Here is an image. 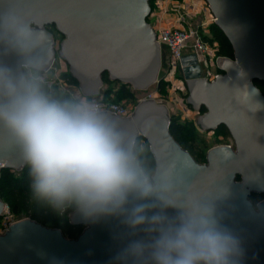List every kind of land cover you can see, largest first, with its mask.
Here are the masks:
<instances>
[{
	"label": "water",
	"instance_id": "1",
	"mask_svg": "<svg viewBox=\"0 0 264 264\" xmlns=\"http://www.w3.org/2000/svg\"><path fill=\"white\" fill-rule=\"evenodd\" d=\"M152 0H0V65L26 75L25 69L44 73L56 58L65 61L83 95L99 96L105 75L134 91L144 92L160 83L162 47L148 23ZM234 51V59L220 58L223 73L215 81L201 77L196 55L182 59V75L188 90L187 105L206 112L197 125L203 132L224 126L232 146L208 152L198 163L171 134L168 107L144 101L131 118L108 117L136 149L147 142L154 158V179L171 186V195L212 199L220 223L239 241L235 264H264V95L255 82L264 83V0H204ZM11 11L42 43L27 55L10 42L3 16ZM55 33L63 38L56 51ZM26 165L0 127V176L20 173ZM252 195H260L255 204ZM8 209L0 194V219ZM169 217L177 209L165 210ZM70 224L84 228L77 239L31 219L10 226L0 235V264H124L122 252L133 233L120 216L85 219L76 212Z\"/></svg>",
	"mask_w": 264,
	"mask_h": 264
},
{
	"label": "clouds",
	"instance_id": "2",
	"mask_svg": "<svg viewBox=\"0 0 264 264\" xmlns=\"http://www.w3.org/2000/svg\"><path fill=\"white\" fill-rule=\"evenodd\" d=\"M3 27L21 54L42 43L11 11ZM0 127L27 166L33 201L85 219L123 217L133 232L124 264H235L238 239L221 223L212 199L171 195L140 160L126 134L86 95L56 99L38 75L0 65ZM177 209L174 217L166 209Z\"/></svg>",
	"mask_w": 264,
	"mask_h": 264
},
{
	"label": "trees",
	"instance_id": "3",
	"mask_svg": "<svg viewBox=\"0 0 264 264\" xmlns=\"http://www.w3.org/2000/svg\"><path fill=\"white\" fill-rule=\"evenodd\" d=\"M181 1V0H177ZM211 32L213 38L204 39L211 44H218V57L234 59V51L225 37V35L220 31L218 27L214 24L211 27ZM68 79L70 85L79 87V83L71 76V74H66L64 76ZM104 79V87L105 89L101 92L102 100L105 102H113L120 103V96L125 99H133L134 95L130 91L131 88L124 86L120 83H113L109 80L108 75L103 77ZM167 83L164 81H160L157 86V91L160 94H165V88ZM256 86L260 89L262 94L264 95V83L255 82ZM53 98L56 99H72L67 95H59L56 93ZM191 108V107H190ZM206 112L205 108H202L200 111L201 114ZM171 134L175 138V140L185 149L187 150L197 162L205 159L204 154L197 153L194 149L189 148L190 143H195L196 141V128L192 123L182 124L175 118H171ZM222 136H229L230 134L228 130L222 126L217 131H215ZM144 140H140L136 146V149H139L140 143ZM146 147L148 149L147 153L140 156L141 163L143 166L149 171H153L155 169L154 158L149 151V146L146 141ZM30 177L28 175V169L26 168L20 172H12L10 170H4L0 176V194L2 200L7 204L9 209V214L18 218L24 216L26 218L31 219L45 227L61 230L64 236L68 239H77L84 231V228L81 226H73L70 224L69 215L73 212V210L69 209L63 215H59L53 212L51 209L44 207L32 200L30 195ZM260 195H252L251 200L257 204ZM264 199V194L261 195Z\"/></svg>",
	"mask_w": 264,
	"mask_h": 264
},
{
	"label": "rangeland",
	"instance_id": "4",
	"mask_svg": "<svg viewBox=\"0 0 264 264\" xmlns=\"http://www.w3.org/2000/svg\"><path fill=\"white\" fill-rule=\"evenodd\" d=\"M194 4H196V6ZM151 9H152V12L149 17L148 23L153 27V29L155 26L154 22L157 19H159L158 17H160V19L166 22L163 25L165 28L180 27L182 29H185L186 31L199 32L205 35L207 38H210V39L213 38V35L211 32V27L214 25L212 21V14L207 4L203 0H181V1L152 0ZM52 32H54L56 36L55 48H56V51L58 52L60 44L63 41V38L60 35L56 34L54 29L52 30ZM168 58H169V53L164 48L162 52V68H161L160 75H159L160 81L164 80ZM59 61L60 60L57 59V63H59ZM59 64L63 66L67 74L70 73V68L65 61ZM173 83L174 84H169V83L166 84L167 86L165 88V94L158 93L157 91L158 85H154L144 92H138V91H134L133 89H130V91L134 95V98L125 99L122 96H120L119 101L122 105L127 107L131 113H134L135 109L138 106V100L142 97L152 94L156 96L158 102L163 103L168 107L171 118H175L182 124L192 123L196 128V141L193 144L190 143L188 147L189 148L193 147L194 149V146H195V151L197 153L204 154L205 159L200 160V162H198L200 164L206 163L208 152L212 150L213 148H216L219 146L234 147V142L231 137L222 136L221 134L217 132H203L198 127L197 119L200 113L194 110L193 108H190L187 105V100H188L187 87L185 91L180 92L177 90L178 83L176 81ZM69 86L71 87V89L67 96H70L72 99H78L80 96L83 95L80 90V87H75L70 84ZM98 98L99 96L95 98H89V99L95 101ZM141 147H142V151L140 152V156L146 154L148 151L146 147V143L144 141L140 143L139 149ZM151 172L153 173V171ZM24 219H29V218H26L24 216L14 218L8 215L7 212H5L4 216L0 219V231H1L2 225L6 223L7 221L11 220L14 222H19Z\"/></svg>",
	"mask_w": 264,
	"mask_h": 264
},
{
	"label": "built area",
	"instance_id": "5",
	"mask_svg": "<svg viewBox=\"0 0 264 264\" xmlns=\"http://www.w3.org/2000/svg\"><path fill=\"white\" fill-rule=\"evenodd\" d=\"M194 5L196 6V4ZM212 21L215 23L213 16ZM154 31L162 50L165 48L169 53L168 62L166 64V74L163 80L165 83L174 84L173 82L176 81L178 83V91L181 92L186 90V81L182 75V59L186 55H196L198 65L201 68V77L203 79L213 82L219 76L223 75L218 68V60L222 58L217 55L218 44H211L206 41L204 39L206 37L205 35L199 32L186 31L180 27L159 28L156 27V25L154 26ZM57 59L60 60L59 63H63V60L56 58L51 68L44 73H37L25 69L26 75L31 73L41 78L44 90L52 97L56 93L59 95H68L71 89L68 79L64 77L67 72H65L62 65L57 63ZM144 101H157V98L155 95L149 94L140 98L138 100V105ZM97 103L102 106L105 113L115 117L128 119L133 115V113L122 104L105 101ZM6 212L10 215L9 209H7ZM15 223L16 222L11 220L4 223L1 227L0 235L5 234L10 226Z\"/></svg>",
	"mask_w": 264,
	"mask_h": 264
},
{
	"label": "crops",
	"instance_id": "6",
	"mask_svg": "<svg viewBox=\"0 0 264 264\" xmlns=\"http://www.w3.org/2000/svg\"><path fill=\"white\" fill-rule=\"evenodd\" d=\"M162 17V16H161ZM159 19H157L154 23L156 25V27L162 28L164 27L163 25L166 23L164 20L160 19V17H158ZM166 26V25H165ZM167 51V50H166ZM168 52V51H167ZM98 97V96H97ZM102 100V95L101 93L99 94V98L97 100H95V102H100Z\"/></svg>",
	"mask_w": 264,
	"mask_h": 264
},
{
	"label": "flooded vegetation",
	"instance_id": "7",
	"mask_svg": "<svg viewBox=\"0 0 264 264\" xmlns=\"http://www.w3.org/2000/svg\"><path fill=\"white\" fill-rule=\"evenodd\" d=\"M231 137V136H230Z\"/></svg>",
	"mask_w": 264,
	"mask_h": 264
}]
</instances>
